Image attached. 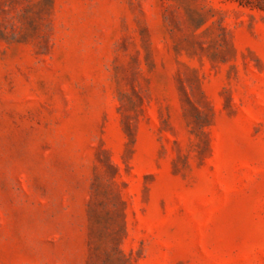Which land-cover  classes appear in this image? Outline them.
Listing matches in <instances>:
<instances>
[{"label":"rangeland","instance_id":"1","mask_svg":"<svg viewBox=\"0 0 264 264\" xmlns=\"http://www.w3.org/2000/svg\"><path fill=\"white\" fill-rule=\"evenodd\" d=\"M0 264H264V0H0Z\"/></svg>","mask_w":264,"mask_h":264}]
</instances>
